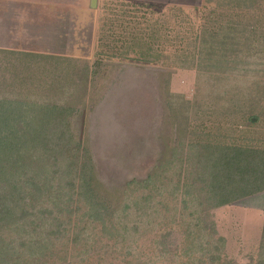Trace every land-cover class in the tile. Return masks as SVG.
I'll list each match as a JSON object with an SVG mask.
<instances>
[{"label": "rangeland", "instance_id": "rangeland-1", "mask_svg": "<svg viewBox=\"0 0 264 264\" xmlns=\"http://www.w3.org/2000/svg\"><path fill=\"white\" fill-rule=\"evenodd\" d=\"M222 1L226 0H95L94 4L89 1L88 7L76 2L75 9H67V3H57L58 6L52 8L47 3L44 9L31 0H0L1 66L7 63L8 58L4 57L7 52L22 54V57L14 55L15 66L9 65L7 73L0 72V75L6 74L13 81L18 57L22 63L18 65L20 73L24 72L23 63H31V60L39 59L38 64L43 65L46 64L43 59L49 55L64 59L59 72L47 77L39 70L37 79H73L78 84L75 87L87 83L72 126L93 155L98 178L110 194L107 202L116 207L122 195H129L137 201L148 200L151 206V224L141 229L136 240L129 242L131 254L123 248L125 243L116 242V227L113 225L117 217L112 215L104 224L92 222L88 225L90 242L70 239L65 245L57 246L59 253L48 257L46 264H136L139 260L147 264H197L185 251L191 246L190 237L195 235L197 242L203 240L209 249L216 251L218 247L222 264H255L261 254L264 256L260 252L264 192L216 209L199 204L193 209L201 207L200 215L191 217L188 210L182 208L181 192L172 194L171 188L162 193L158 190L161 186L176 183L181 171L189 174V166L181 168V162L187 157L180 155L179 150L172 154L173 148L178 147L185 123H190L191 129L198 131L203 127L205 131H219V126L211 125L210 121L224 107L215 105L214 95L207 93L208 87L196 68L180 67L187 61L181 60L184 58L180 56L181 52L175 54L173 50L157 60L145 61L131 48L123 52L122 42H116L119 48L113 50L114 54L104 49L101 51L99 47L101 29L118 25L122 21V12L128 14L127 19L139 17L143 20L142 17L153 16L162 22L168 16L175 20L177 28L182 27L185 34L184 49L192 43L189 38L192 31H197L210 10ZM258 2L263 6L260 13L256 11ZM247 3L251 8L255 6L256 18L252 21H260L259 24L253 22L250 29L259 27L264 34V0H246ZM179 9H183L180 14ZM206 9L207 14L203 12ZM261 40L263 42L259 38L254 40L253 36L246 41L242 39L241 51L233 42L219 49L227 54L225 60L233 67L230 71L243 69V74L231 76L228 86L234 92L238 86L240 91H246L245 102L250 97L260 96V99L264 95V39ZM23 54L35 56L31 59ZM99 59L104 65L96 75L95 62ZM54 65L51 61L50 67L47 66L52 68ZM26 76L23 74L21 78ZM40 80L33 88L19 83L21 97L29 98L27 94L31 90L34 97L37 94L45 99L50 93L58 97L59 93L53 89L51 92L42 91L45 87L39 85ZM13 92L19 93L18 88ZM170 99L177 102V112L170 109ZM200 100L211 105L205 110L209 115L207 124L201 122L202 119L206 121L203 108L207 104L200 108ZM260 117L262 121L250 127L225 124L221 130L229 135L264 142V115ZM168 161L170 164L166 163ZM162 163L166 164V169L156 167ZM156 172L159 181L156 179L141 186L134 183V180L142 181ZM84 212L82 209L75 215L76 228L88 222ZM200 255L195 251L193 256Z\"/></svg>", "mask_w": 264, "mask_h": 264}, {"label": "trees", "instance_id": "trees-1", "mask_svg": "<svg viewBox=\"0 0 264 264\" xmlns=\"http://www.w3.org/2000/svg\"><path fill=\"white\" fill-rule=\"evenodd\" d=\"M252 8L246 0H226L208 14L207 9L203 10L207 14L206 21L197 31H192L189 37L192 43L187 46L189 49L182 47L186 39L182 27L177 28L176 21L168 16L160 22L153 16L142 17L143 20L139 17L127 19L128 14L120 12L122 21L118 25L104 27L100 31L99 47L111 54L119 48L116 42H122L123 52L131 48L145 61L162 58L172 50L175 54L181 52L180 56L184 57L181 60L187 62L180 67L196 68L208 87L207 93L214 95L215 105L224 107L210 121L211 125L219 126V131H205L204 127L198 131L191 129L190 123L184 124L180 142L178 147L173 148L172 154L179 150L180 155L187 157L181 162V168L189 166L192 171L188 168L189 175L182 174L180 170L176 183L158 189L160 193L167 188H171L172 194L181 192L182 208L188 210L191 217L200 215L201 207L193 209L199 204L216 209L264 192V142H255L247 136L229 135L221 130L225 124L250 127L260 123V116L264 115V95L260 99V96L250 97L245 102L246 91H240L238 86L235 93L229 88L231 76L243 74V69L230 71L233 67L225 60L227 54L219 50L225 48L228 42H233L241 51L242 39L246 41L252 36L254 40L259 38L263 42L264 34L260 28L250 29L253 22L260 23L252 21L256 18L253 12L255 6L252 5ZM262 9L258 2L256 11L260 13ZM180 10L183 9L178 10L179 14ZM16 54L22 57L15 51L5 54L8 60L2 66L0 60V72L7 73L9 65L15 66L13 57ZM23 56L32 59L35 55ZM19 57L13 81L6 74L0 75V264H46L48 257L59 253L57 246L65 245L70 239L73 242H90L88 225L92 222L104 224L111 220L112 215L117 217L113 225V228L116 227V242L125 243L123 248L131 254L129 242L136 240L141 229L151 224V206L148 200L137 201L129 195H122L116 207L107 202L110 194L98 178L93 155L72 126L87 83L75 87L78 84L73 79H37L39 70L47 77L60 71L59 66L64 59L54 55L43 59L49 67L51 61L55 63L54 67L39 65V59L31 60V63H23L24 72L20 73L18 65L22 63ZM102 65L101 59L95 62L96 75ZM23 74L27 76L21 78ZM39 80V85L45 87L42 91L51 92L53 89L59 93L58 97L51 93L45 99L37 94L34 97L32 90L27 94L29 98L21 97L19 83L33 88ZM17 88L19 93L13 92ZM75 89L78 91L73 92ZM172 100L168 102L170 109L177 112V102ZM207 102L199 101L200 108L207 104L203 108L204 114L211 106ZM205 117L206 121L202 119L201 122L207 124L209 115L205 114ZM156 167L167 168L165 163ZM158 177L156 172L142 181L134 180V183L149 185L153 180L159 181ZM82 209H85L88 222L76 228L74 217ZM190 238L191 246L185 251L192 261L197 264H222L218 247L213 251L206 247L203 240L197 242L196 235ZM260 244V252L264 253V224ZM195 251L201 255L193 256ZM257 261L255 264H264V256L261 254ZM136 264L147 263L139 260Z\"/></svg>", "mask_w": 264, "mask_h": 264}, {"label": "crops", "instance_id": "crops-1", "mask_svg": "<svg viewBox=\"0 0 264 264\" xmlns=\"http://www.w3.org/2000/svg\"><path fill=\"white\" fill-rule=\"evenodd\" d=\"M31 1L35 2L36 4H40L41 7L44 8V9L47 8V6H46L47 3L49 5H51L52 8H56L58 6L57 3H59V4H65V3H67V5H66V8L67 9L68 8L69 9H75L76 8L75 7L76 6V4H75L76 2L79 3V5H81L82 3L83 4L85 3V4H87L86 7H88L89 1L94 4V1L95 0H31ZM145 1H156V0H145ZM157 1H164V0H157Z\"/></svg>", "mask_w": 264, "mask_h": 264}]
</instances>
